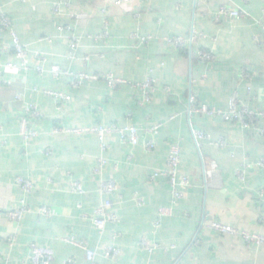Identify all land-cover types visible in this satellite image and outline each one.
Instances as JSON below:
<instances>
[{
    "label": "crops",
    "instance_id": "crops-1",
    "mask_svg": "<svg viewBox=\"0 0 264 264\" xmlns=\"http://www.w3.org/2000/svg\"><path fill=\"white\" fill-rule=\"evenodd\" d=\"M112 1L71 0L67 5L60 0H0V15L11 19L31 61L26 71L5 68L16 60L12 51H3L10 39L0 32V124L7 135L4 141L0 138V264H31V244L53 250L50 264L69 258L75 264H90L85 251L69 242L72 239L85 241L95 252L94 264H264V246H248L206 227L214 221L264 235V169L253 166L264 158V123L258 121L246 131L220 116L188 113L190 95L225 112L236 94L239 106L264 110V0H138L133 10ZM55 4L59 15L53 13ZM222 6L238 10L240 18L215 20ZM60 25L70 26L80 40L72 58L67 33L57 31ZM191 32L203 37L190 42ZM134 35L151 39L141 44ZM173 37H181L183 47L165 41ZM199 51L211 52L214 61H199ZM35 54L46 59L43 74L35 70ZM53 65L74 75L113 76L126 83L110 89L99 78L74 90L66 75L53 77ZM147 76L155 80L157 91L140 107L137 85ZM35 88L40 92H33ZM47 89L71 100L57 104L41 93ZM16 95L23 101H16ZM24 103L35 104L41 114L39 120L28 119L39 135L27 144L18 135ZM172 116L176 117L170 120ZM155 124L162 128L156 147L148 151L145 130ZM97 125L141 129L136 146L121 144L116 134L106 136L109 149L102 177L117 185L110 196L100 193L101 176L93 172L100 153L96 137L52 134L56 127ZM190 125L209 137L200 152ZM174 143L181 148L178 177L190 180L184 198L175 204L168 179H150L166 168ZM211 161L218 172L209 176ZM246 164L252 166L239 180L236 171ZM17 177L32 182L34 190L25 194L15 184ZM71 180L80 182L85 194L71 193ZM106 199L112 202L117 222L99 233L91 219ZM22 204L32 212L19 223L9 220L4 213ZM42 206L54 215L38 214ZM159 208H170L172 214L155 229ZM8 236L16 237L12 247ZM143 237L158 249L144 251ZM110 244L120 249L116 261L103 257L102 249Z\"/></svg>",
    "mask_w": 264,
    "mask_h": 264
},
{
    "label": "built area",
    "instance_id": "built-area-1",
    "mask_svg": "<svg viewBox=\"0 0 264 264\" xmlns=\"http://www.w3.org/2000/svg\"><path fill=\"white\" fill-rule=\"evenodd\" d=\"M65 2L69 5L71 0H60ZM83 1H92V2H99L101 0H83ZM113 5L123 9L133 10L134 6L138 4V0H113ZM59 4H55L53 6V13L55 15L60 14ZM102 12H105L103 9ZM231 18V19H239L240 12L238 10L230 9L226 6L220 7L216 14L215 20H219L220 18ZM264 32V26L262 27ZM57 31L60 33L65 32L67 33V40H68V56L72 58L74 54L77 52L80 46L79 38L73 33V29L67 25H60L57 27ZM0 32H7L10 44L3 48V51H12L16 62H7L4 67L9 70H16V71H26L29 69L31 65V61L29 60L28 51L24 44L21 43L19 37L17 36L16 32L13 29V24L11 19L4 15H0ZM135 39H139L141 44H146L150 41L151 37H138L137 35L133 36ZM203 35L195 34L191 32L190 34V42H195L197 39L202 38ZM49 40V38H48ZM165 41L169 44H174L178 47H183V39L181 37H173L167 38ZM197 58L199 61L205 63H211L214 61V56L211 52L206 51H199ZM34 62L35 70L39 74L44 73V65L46 59L41 54L34 55ZM50 73L53 77L58 78L59 75H66L70 78L71 87L74 90H79L84 82L90 80H97L99 78H103L110 89H114L118 85L125 84L126 82L121 79H115L113 76H89L85 73H80L74 75L69 72H63L57 65H53L50 67ZM137 87L140 90V98L137 101L138 106L142 107L146 103H149L157 91L156 89V82L151 76H147L143 82L139 83ZM247 91L250 92V87L247 88ZM33 92H40L38 89H33ZM41 93L49 98H52L54 102L57 104L59 102H68L71 100V97L52 90H43ZM16 101H23L20 95L15 96ZM188 113L189 115L199 114L206 117H217L220 116L224 122L228 123H238L242 129L248 131L251 130L254 126H256L258 121L264 123V110L262 111H253L250 110L248 107H243L238 105V101L236 100V94L231 96L229 100L228 109L224 112L221 110H217L215 108H210L206 104H200L197 102L196 98L192 95L189 96L188 99ZM23 111L25 117L21 118L19 121V130L18 135L23 140L24 143H28L30 140L38 137L39 132L35 129L31 128L29 125L28 119H36L39 120L41 117L40 111L35 104L27 103L23 105ZM176 116H172L170 120L174 119ZM162 128V124H155L152 127L148 128L146 131L147 135L149 136V140L145 144V147L148 151H152L155 146V138L158 136L160 129ZM140 128L135 126H124L119 127L115 125H97L92 127H85V128H54L52 130V134H73V135H93L96 137L99 146V158L97 159L96 166L93 168V172L96 175H100L101 178L99 179V190L100 193L106 196L112 195L117 190V185L113 180H107L102 177V172L104 167L107 164L106 159V152L109 149V144L106 140V136L108 134H116L119 138L121 144L124 145H131L136 146L138 144V136L140 132ZM3 127L0 124V138L4 141L7 137L6 134L3 132ZM191 135L194 141V144L197 150L201 151L202 142L204 140H209V137L201 131L195 130L190 125ZM261 134L264 136V126L261 128ZM222 143H217L216 145H221ZM46 155H50V151L45 152ZM181 164V148L178 143H174L170 146V150L168 153L167 161H166V168L162 171L154 172L150 179L153 180L157 177H165L168 179L170 184V195L172 203L175 204L176 202L180 201L184 198L183 189L189 186L190 180L188 176H182L179 179V169ZM251 164H246L242 166L239 170L236 171V176L239 180H242L245 176L246 169L251 168ZM253 166L264 169V158L259 159ZM218 172L217 164L214 161H211L209 164V169L207 170V174L210 176ZM51 182L50 179H48ZM15 184L20 190H22L25 194H30L34 190V185L27 179L17 177L15 178ZM69 190L73 194L83 195L85 191L78 181H70L69 182ZM136 201L139 205H142V200L140 198H136ZM32 209L29 206L22 204L18 208H11L7 210L4 214L6 217L15 222L19 223L23 217L31 213ZM38 214L44 217H52L54 212L47 208L46 206H42L37 210ZM172 212L170 208H159L157 219L153 222V227L157 229L160 224V220L164 217L171 216ZM94 228L99 232L102 233L109 223L117 222V215L114 211H112V202L110 199H106L103 204L97 207L93 212V217L91 219ZM206 227L210 230H213L221 235L231 236L234 238H239L241 241L248 246H264V235L261 234H251L245 231H239L231 226L220 224L218 222H209L207 223ZM15 236H8L6 241L9 247H12L15 243ZM116 238V236H115ZM69 242L80 249L85 251V258L90 264H94L95 259V252L90 250L87 246L85 241H75L69 240ZM140 247L146 251L147 253H153L155 250L158 249V245L150 242L146 237L141 238ZM173 248V246L171 247ZM30 256L29 260L31 264H50L53 260L54 252L50 248L40 247L36 244H31L29 246ZM103 257L110 261H116L120 256V249L115 246L114 244H110L105 246L102 249ZM63 264H75L72 258L67 259Z\"/></svg>",
    "mask_w": 264,
    "mask_h": 264
}]
</instances>
